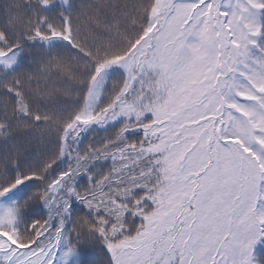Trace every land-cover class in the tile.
Instances as JSON below:
<instances>
[{
	"label": "snow or ice",
	"instance_id": "snow-or-ice-1",
	"mask_svg": "<svg viewBox=\"0 0 264 264\" xmlns=\"http://www.w3.org/2000/svg\"><path fill=\"white\" fill-rule=\"evenodd\" d=\"M264 0H0V264H264Z\"/></svg>",
	"mask_w": 264,
	"mask_h": 264
},
{
	"label": "trees",
	"instance_id": "trees-1",
	"mask_svg": "<svg viewBox=\"0 0 264 264\" xmlns=\"http://www.w3.org/2000/svg\"><path fill=\"white\" fill-rule=\"evenodd\" d=\"M255 252L258 253L262 259H264V242L258 244Z\"/></svg>",
	"mask_w": 264,
	"mask_h": 264
},
{
	"label": "rangeland",
	"instance_id": "rangeland-1",
	"mask_svg": "<svg viewBox=\"0 0 264 264\" xmlns=\"http://www.w3.org/2000/svg\"><path fill=\"white\" fill-rule=\"evenodd\" d=\"M258 244H259V243H258ZM258 244H257V245H258ZM255 246H256V245H255Z\"/></svg>",
	"mask_w": 264,
	"mask_h": 264
}]
</instances>
